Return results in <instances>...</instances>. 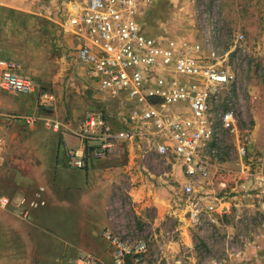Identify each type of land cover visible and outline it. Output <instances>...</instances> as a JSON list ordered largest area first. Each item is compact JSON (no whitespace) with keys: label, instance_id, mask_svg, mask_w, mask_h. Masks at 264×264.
<instances>
[{"label":"rangeland","instance_id":"rangeland-1","mask_svg":"<svg viewBox=\"0 0 264 264\" xmlns=\"http://www.w3.org/2000/svg\"><path fill=\"white\" fill-rule=\"evenodd\" d=\"M62 1L53 0V6H60ZM45 2L43 0L42 4ZM59 19L55 18V24L60 28ZM137 22L153 40L175 50L210 44L223 52L232 49L235 40L242 36L231 56L239 59L238 68L243 75L244 104L238 138H247L250 159L264 155V0H143ZM240 48L245 52H240ZM238 50L239 54L235 56ZM14 51L17 56L5 58L19 61L25 74L32 77L40 88L48 90L54 101L56 91L62 94L64 124L70 121L77 128L89 114L106 111L107 101H115L99 93L86 74L87 85L74 77L73 72L77 70L73 64L74 54L65 57L66 62H60L58 55L56 62H50L40 55L37 57L33 49L26 50L24 55V50ZM54 101L50 108L44 109L37 105L34 96L0 93L3 111L36 119L31 125L24 120H13L25 127L24 130L37 126L32 137L35 142L47 139L54 141L57 147L58 134L39 125L48 117L52 118ZM184 107L168 106L164 114L170 116ZM113 125L117 134L125 130ZM236 135L228 140L227 152L221 160L212 163L207 182L196 186L200 200L197 206L186 204V197L181 193L183 178L179 167L158 156L146 155L130 175L124 173L121 185L108 190L114 223L101 225L96 232L98 235L95 234L98 241L85 244L100 242L96 250L99 254H106L102 257L104 264H111V252L100 237L101 231L105 227L126 230L134 226L148 242L149 264H264V229L260 228L264 223V179H253L252 176L247 180L248 175L258 172L255 173L253 166H247L248 163L236 155ZM65 140L67 146L76 147L78 144L67 135ZM53 147L50 142L42 152L52 151ZM61 151L60 147V154ZM73 170L71 172L76 176H84L82 170ZM16 176L12 169L0 167V195L10 196L18 189ZM41 181L33 184L37 190ZM67 202H57L56 210L61 212L58 215L50 206V221L52 216L55 220L72 218L66 208Z\"/></svg>","mask_w":264,"mask_h":264},{"label":"built area","instance_id":"built-area-1","mask_svg":"<svg viewBox=\"0 0 264 264\" xmlns=\"http://www.w3.org/2000/svg\"><path fill=\"white\" fill-rule=\"evenodd\" d=\"M69 1L73 2L74 13L58 10L55 16L60 18L57 22L61 31L76 37L78 59L87 78L97 90L126 96L138 106L122 121L125 130L119 134L104 113L89 114L75 133L80 141L72 154L75 168L83 169L88 161L118 156L127 146L135 147L143 159L152 154L177 165L186 204L197 206L200 200L196 186L207 182L212 163L221 160L228 140L237 134L236 155L258 172L248 175L247 180L252 176L264 179V155L250 159L247 138H238L244 104L243 75L238 68L239 59L231 56L242 36L235 40L232 49L223 52L210 44L175 50L141 30L137 18L143 0ZM2 92L35 96L37 105L44 109L54 101L48 90L21 71L19 62L0 56ZM178 105H185L184 110L170 116L164 114L168 106ZM9 118L27 124L36 120L33 116ZM53 127L58 129L59 125L53 122ZM3 147L0 138V151ZM260 228L264 229V223ZM100 237L111 252V264H149L148 242L136 227L104 228ZM72 264L104 262L83 256Z\"/></svg>","mask_w":264,"mask_h":264},{"label":"crops","instance_id":"crops-1","mask_svg":"<svg viewBox=\"0 0 264 264\" xmlns=\"http://www.w3.org/2000/svg\"><path fill=\"white\" fill-rule=\"evenodd\" d=\"M42 1L0 0V56H17L15 49L24 50V55L26 50L33 49L37 57L40 55L56 62L60 56V62H66L65 57L74 54L73 64L77 69L73 72L74 77L87 85L85 68L78 59L76 37L64 34L55 24L58 10L72 12L73 4L64 0L60 6L54 7L53 0H46L45 5ZM21 71L25 74L22 65ZM101 93L115 100L113 103L107 101L109 107L106 105L107 110L102 112L112 129L113 124L124 127L122 121L138 108L137 104L123 95ZM55 96V113L39 125L58 134L57 147L54 141L47 139L35 142L32 137L37 126L24 130L25 127L9 118L15 114L2 110L0 102V138L4 144L0 151V167L12 169L14 177L17 173L16 182L19 183L16 185L18 189L14 188L10 196L0 195V264H72L83 256L105 261L102 257L106 254H99L96 250L100 242L94 245L85 243L98 241L97 229L103 224L111 226L112 221L114 223L108 190L114 185H121L124 173L130 175V171L143 159L141 153L127 146L128 149L118 156L88 161L83 169L75 168L72 154L80 145L75 136L78 127L70 121L62 122L65 112L63 96L57 91ZM53 122L59 125L58 129L53 127ZM65 135L74 138L77 146H67ZM50 142L55 149L43 153L42 150ZM73 169L82 170L84 176H76L71 172ZM39 180L42 183L37 190L33 184ZM60 200H68L66 208L73 219L55 220L51 215L50 221L49 208L55 209L53 213L56 215L60 214L56 210Z\"/></svg>","mask_w":264,"mask_h":264},{"label":"bare ground","instance_id":"bare-ground-1","mask_svg":"<svg viewBox=\"0 0 264 264\" xmlns=\"http://www.w3.org/2000/svg\"><path fill=\"white\" fill-rule=\"evenodd\" d=\"M72 13H74V12L72 11Z\"/></svg>","mask_w":264,"mask_h":264}]
</instances>
